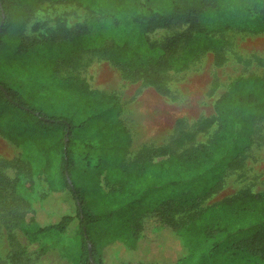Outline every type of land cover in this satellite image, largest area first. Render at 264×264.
<instances>
[{
    "label": "trees",
    "instance_id": "trees-1",
    "mask_svg": "<svg viewBox=\"0 0 264 264\" xmlns=\"http://www.w3.org/2000/svg\"><path fill=\"white\" fill-rule=\"evenodd\" d=\"M44 1L0 0V55L8 36L13 40L12 61L29 49L66 41V46L56 48L57 56L38 66L63 90L74 83L78 86L77 81L83 86V82L77 76L60 78L59 70L90 53L111 60L132 79H142L162 95H169L166 71L184 70L209 51L217 63L225 61L226 39L215 35L214 30H264V21L251 20L248 10L224 18L223 0H76L111 10L125 22L126 33L104 37L99 44L102 37H85L81 28L42 39L29 38L24 34L25 26ZM216 9L221 21L210 28ZM174 23L187 27L162 42L147 40L146 33ZM72 38L79 40L80 46L71 44L70 39L77 41ZM0 78V133L19 146H34L44 159L50 192H68L75 209L48 225L31 218L24 229L31 240L51 232L64 234L72 227L79 238L75 264H107L114 254L125 255L126 249L140 253L143 249L151 258L183 252L176 264H264V191L244 189L199 209L225 173L242 165L244 154L253 145L255 127L264 121V75L231 81L215 101L217 129L208 142L181 153L169 146L145 148L131 162H127V155L132 135L120 116L118 95L83 86L81 98L67 103V94L59 93L63 101L55 104L57 93L52 90L53 97L43 91L51 114L42 117L39 110L24 105L25 95L14 83L6 84L8 78L2 71ZM185 137L190 139L191 134ZM16 165L9 160L0 163V188L4 192L12 189L13 193L15 180L2 169ZM29 206L24 197L2 193L1 218L12 227L25 218ZM184 212L192 214L178 221L176 215ZM148 216L158 222L153 239L145 236L144 219ZM164 232L171 243L172 232L177 237L175 247L166 253L158 245ZM20 257H14L16 264Z\"/></svg>",
    "mask_w": 264,
    "mask_h": 264
},
{
    "label": "rangeland",
    "instance_id": "rangeland-1",
    "mask_svg": "<svg viewBox=\"0 0 264 264\" xmlns=\"http://www.w3.org/2000/svg\"><path fill=\"white\" fill-rule=\"evenodd\" d=\"M222 4L226 7L227 15L224 18L233 17L238 10L243 9L250 12L251 20L258 23L264 21V0H223ZM220 21V14L216 9L212 12L210 28L218 26ZM186 27L185 23H174L169 27L148 32L146 37L151 42H162ZM76 28L83 29L85 37L88 34L102 37L96 44L104 37H119L126 33L125 22L114 16L111 10L90 7L76 0H45L38 5L34 16L26 24L24 34L32 39H42ZM213 33L226 39L225 61L217 63L213 52L209 51L184 70L166 71L169 95H162L142 79H132L111 60L90 53H84L72 66H63L57 76H77L89 90H100L119 96L120 116L132 135L127 162H131L145 148L169 146L175 153H181L208 142L213 137L217 129L214 104L232 80L253 74L264 75V30L230 28L222 33L214 30ZM12 41L10 36L5 37L3 55H0V71L8 78L7 85L14 83L18 91L25 95L23 102L26 107L39 110L37 112H41L44 117L51 114V105L42 98L43 91L50 92L53 97L52 90L57 93L55 104L62 100L59 93L67 94V103L68 100L74 102L83 96L79 94L84 89L79 81L78 86L74 83L63 90L55 83L56 79L47 78L38 69V66L57 56L59 52L56 48L59 45L66 46V41L47 48L29 49L22 58L15 61L10 57ZM69 42L77 44L76 47L80 46L77 43L79 40L72 42L70 39ZM135 44L137 45V41ZM58 111L55 110L56 113ZM186 134H191V138L187 139ZM253 138V145L244 154L242 165L225 173L222 181L199 209L244 189L252 192L264 191V121L257 123ZM8 160L16 162L17 165L3 167L2 170L7 177L15 180V185L13 193L12 189L4 192L0 188V198L2 193L18 195L24 197L30 206L25 218L12 227L5 224L0 213V264H16V254L21 255L19 264H75L79 252V238L74 236L75 229L70 227L64 234L51 232L33 240L24 230L31 218L37 219L41 225H48L57 222L64 213L74 211L70 195L68 192H50L44 159L33 145L19 146L0 133V163ZM101 184L105 186L104 179ZM191 214L192 212L179 213L176 219L183 221ZM144 220L145 236L153 239L158 222L153 216ZM76 225L74 222V227ZM169 237L165 232L158 237V245L160 244L165 253L175 247L173 242L175 243L177 237L172 232V243ZM44 245L46 250L42 251ZM125 251L123 256L114 254V259L107 264H176L179 256L184 254L180 252L173 256L166 254L151 258L143 249L141 253L140 250ZM146 255L149 258H145Z\"/></svg>",
    "mask_w": 264,
    "mask_h": 264
},
{
    "label": "water",
    "instance_id": "water-1",
    "mask_svg": "<svg viewBox=\"0 0 264 264\" xmlns=\"http://www.w3.org/2000/svg\"><path fill=\"white\" fill-rule=\"evenodd\" d=\"M4 19H5V15H3L2 24L4 23ZM67 178H68L69 182L72 183L71 182V178H70V176H69L68 173H67ZM90 258L92 259V256L91 255H90ZM93 264H96V263H93Z\"/></svg>",
    "mask_w": 264,
    "mask_h": 264
},
{
    "label": "bare ground",
    "instance_id": "bare-ground-1",
    "mask_svg": "<svg viewBox=\"0 0 264 264\" xmlns=\"http://www.w3.org/2000/svg\"><path fill=\"white\" fill-rule=\"evenodd\" d=\"M104 81V80H103ZM129 98V97H128ZM155 115V114H154Z\"/></svg>",
    "mask_w": 264,
    "mask_h": 264
}]
</instances>
